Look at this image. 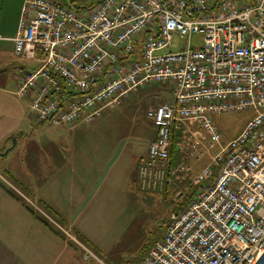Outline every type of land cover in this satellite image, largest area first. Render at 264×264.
Returning <instances> with one entry per match:
<instances>
[{
	"label": "built area",
	"instance_id": "1",
	"mask_svg": "<svg viewBox=\"0 0 264 264\" xmlns=\"http://www.w3.org/2000/svg\"><path fill=\"white\" fill-rule=\"evenodd\" d=\"M15 53L40 62L20 69L16 95L55 125L91 123L134 91L170 84L174 101L146 114L157 137L140 176L154 188L182 123H198L214 147L223 140L216 115L253 109L196 174V199L171 215L142 263L264 264V0H99L87 10L25 0Z\"/></svg>",
	"mask_w": 264,
	"mask_h": 264
},
{
	"label": "crops",
	"instance_id": "2",
	"mask_svg": "<svg viewBox=\"0 0 264 264\" xmlns=\"http://www.w3.org/2000/svg\"><path fill=\"white\" fill-rule=\"evenodd\" d=\"M24 1L0 0V264L100 263L85 260L60 227L83 236L105 264L133 263L150 243L142 242L136 225L160 194L144 195L138 186L156 125L145 112L66 125L34 119L30 99L15 93L20 69L40 63L15 53ZM149 88L166 89L174 101L170 84ZM176 164L172 158L168 177L177 174ZM4 184L51 210L60 227L46 225Z\"/></svg>",
	"mask_w": 264,
	"mask_h": 264
},
{
	"label": "rangeland",
	"instance_id": "3",
	"mask_svg": "<svg viewBox=\"0 0 264 264\" xmlns=\"http://www.w3.org/2000/svg\"><path fill=\"white\" fill-rule=\"evenodd\" d=\"M68 4L71 2L78 10L89 9L96 0H65ZM30 65V64H28ZM153 86V85H152ZM167 90L163 88L141 89L130 93L123 98L115 107H110L100 118L121 120L125 116L132 114L137 118H143V113L160 103L168 102L169 98L166 94ZM126 116V117H127ZM254 116L253 109H244L239 111L221 113L215 116V121L223 135L222 145H226L230 140L235 138L247 122ZM222 145L210 146L209 141L205 136V132L201 126L194 121H185L180 128L174 133L173 148L171 157L174 158L176 164L175 177H168V169L162 186H149L140 176L141 167L147 164L148 158L140 164L138 186L144 195L153 193L156 194L158 200L153 202L151 208L144 207V214L138 221V233L141 235V240L145 244L148 243L141 257L134 261L126 262L125 264H143V258L149 245L159 237L163 236L165 224L171 218L174 211L185 209L197 197V186L194 184L196 174L202 168L211 163L213 156L221 149ZM23 197L38 209L43 215L48 217L55 225L59 223L50 216L39 204L29 201L26 196ZM162 197V198H161ZM59 226V225H58ZM143 238V239H142ZM138 240V241H137ZM135 241V244L140 242V238ZM85 245V244H84ZM81 247V246H80ZM85 259L84 249L80 252ZM95 257L85 259L93 262L105 264L99 255L95 253Z\"/></svg>",
	"mask_w": 264,
	"mask_h": 264
},
{
	"label": "trees",
	"instance_id": "4",
	"mask_svg": "<svg viewBox=\"0 0 264 264\" xmlns=\"http://www.w3.org/2000/svg\"><path fill=\"white\" fill-rule=\"evenodd\" d=\"M99 0H96L95 1V3L93 4V5H95L97 2H98ZM72 4V3H71ZM73 5V4H72ZM92 5V6H93ZM91 6V7H92ZM73 7H74V5H73ZM4 186L6 187V189L8 190V192L14 197V198H16L17 200H19V201H21L24 205H25V207L30 211V212H32L34 215H36L40 220H42L46 225H48V226H50V227H52L53 229H56V227H55V225H54V223H52V221L49 219V218H47L45 215H43L40 211H38V209L36 208V207H34L33 205H32V203H29L21 194H19L18 192H16V191H14L11 187H9V186H7L6 184H4ZM46 206H44V208H45ZM46 210H48V212L50 213V211H49V209L46 207ZM50 214H52V213H50ZM53 216V215H52ZM56 217V216H55ZM57 218V217H56ZM58 222V221H57ZM168 222V221H167ZM59 223V222H58ZM63 223V222H62ZM59 224H61V223H59ZM167 224V223H166ZM165 224V225H166ZM63 232V231H62ZM61 231H60V234H61V236H63L64 238H65V235H64V233H62ZM78 239L83 243V244H85L86 246H88L89 248H90V246H89V243H88V241L83 237V236H81V235H78ZM70 243V245H72L73 247H75L76 248V250H78V251H82V248L76 243V242H73V241H71V242H69Z\"/></svg>",
	"mask_w": 264,
	"mask_h": 264
}]
</instances>
